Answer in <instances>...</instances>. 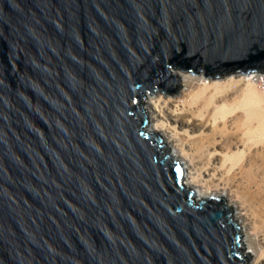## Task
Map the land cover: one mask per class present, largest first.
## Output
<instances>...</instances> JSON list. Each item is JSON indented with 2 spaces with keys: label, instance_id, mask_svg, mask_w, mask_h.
I'll list each match as a JSON object with an SVG mask.
<instances>
[{
  "label": "water",
  "instance_id": "1",
  "mask_svg": "<svg viewBox=\"0 0 264 264\" xmlns=\"http://www.w3.org/2000/svg\"><path fill=\"white\" fill-rule=\"evenodd\" d=\"M174 69L264 77V0H0V264H247L142 101Z\"/></svg>",
  "mask_w": 264,
  "mask_h": 264
},
{
  "label": "bare ground",
  "instance_id": "2",
  "mask_svg": "<svg viewBox=\"0 0 264 264\" xmlns=\"http://www.w3.org/2000/svg\"><path fill=\"white\" fill-rule=\"evenodd\" d=\"M234 75L241 76L239 73L227 74L224 75L227 79L221 82H200L196 90L188 91L178 100L156 99L151 112L160 116L158 127L170 130L179 143L181 157L187 159L191 167V183L205 188L202 193L207 196L221 195L219 191L227 190L228 195L235 198L234 202L238 205L234 207L233 217L246 228V242L256 254L252 264H264V99L248 86L251 74L242 78L246 80L244 85L239 84L241 80L234 79ZM236 85L238 87L234 89ZM239 90L240 93L234 95ZM254 102H258L259 106L255 108ZM237 106L243 109L238 123L235 121L236 127L240 125L241 130L236 129L237 134H226L222 132L223 127L218 120L226 119L228 115L227 121L234 119L231 113ZM173 123H183L187 127L180 133ZM234 135H239L235 142ZM221 141L236 145L239 142L242 147L223 153L218 160ZM184 183L189 185L187 179ZM226 204L233 206L234 203L227 199Z\"/></svg>",
  "mask_w": 264,
  "mask_h": 264
},
{
  "label": "rangeland",
  "instance_id": "3",
  "mask_svg": "<svg viewBox=\"0 0 264 264\" xmlns=\"http://www.w3.org/2000/svg\"><path fill=\"white\" fill-rule=\"evenodd\" d=\"M174 70H175V72H178L180 79H181V84H182L178 90L177 95L176 94H174L173 96L167 95V94H165V92H163L161 89L158 88V89L154 90L153 93H150L149 91H147L146 94L143 96L142 101L144 103L143 104L144 108L147 111V114L149 117L147 127L154 130V131L160 132L163 136L164 143L169 147V151L171 152V155L173 157H176V158H178V156L180 157L178 159L182 161L183 169H184L183 170L184 171L183 178H185V179L183 182H186V179H187V181L189 182V185L186 183L187 184L186 186L193 190L194 198L197 201V200L202 199L199 196H202L203 198L210 197V196H207L204 193H202V191H205L204 190L205 188L199 187V186L191 183L190 172H192V171L190 170L191 167L189 165L188 160L183 159L181 157V151H180V147L178 145L179 143H177V141L174 139L173 133L171 134L169 132L170 130L168 131V129L161 130L158 127V119L160 116H157V114H155V112L154 113L151 112V107H153V101L156 99L171 98L172 100H174V99L178 100L188 91L196 90L197 89L196 87H198V83H200V82H208V81H220L221 82V81H224V79L226 80L227 77L224 76V77L218 78V79H211L208 76H207V78H205L201 72L199 74H196V73H192V72H188V71H183L181 69H174ZM239 74H241V76L240 75H234L233 78L234 79H240L241 81L239 84H241V85H244V83H246V80H243L242 78L245 76H249V74H251V76H249V78H251L252 80H248V82H247L248 86H250L259 97L264 99V82L260 79V74L259 73H249V74L239 73ZM263 79H264V77H263ZM241 82H243V83H241ZM236 87H238V85H236L234 87V89ZM234 89H229V91H233ZM205 93H207V91ZM239 93H240V90L235 92L234 95H237ZM198 101L199 102L202 101V97L198 98ZM198 101H197V103H198ZM217 103H219V102L217 101ZM254 104H256V105H253L255 108L259 106L258 102H254ZM210 107H212V105H210ZM237 107L239 109L236 107L235 108L233 107L234 111L231 113L232 116H235V118L232 119L233 122H232V120L227 121V119L230 117V115H228L226 117V119H221V120L219 119L218 120L219 125L223 127L222 132H225L226 134H237L238 130H241L240 125L238 127H236L235 121H237V120L239 121V115L243 109L240 108L239 106H237ZM261 107H263V106H261ZM237 115H238V117H236ZM238 121L236 123H238ZM223 123H225V126L223 125ZM173 125L177 126V131H179L180 133H183L187 127L183 123H177V124L173 123ZM236 129H238V130H236ZM198 132L199 131L197 130L196 133H198ZM237 138H239V135H237V136L234 135V139L233 138L232 139L235 142V140H237ZM238 143L239 142H237V145H236V143L234 144L233 142H230L228 144L227 142L221 141L220 145H218V149L221 153V154H217L218 160H220V158L222 157V154L225 152H230V151L232 152V151H237L238 149H241L242 145L238 144ZM236 165H238V163H236ZM199 191H201V192H199ZM219 192L221 193L222 197L225 198L226 202H227V199H230L232 201V203H234L232 207H233V211H235V208L238 205L237 202H234L235 198L231 195H228L227 190L226 191H219ZM228 206H230V205H228ZM232 217H233V212H232ZM233 221H235L234 217H233ZM236 222H237V225H239V227H241V232L239 230V233L242 235L241 243L244 246V250L242 251L241 254L242 255H245L246 253L250 254L251 258L247 264H252L255 260L256 254L254 252H252V248L246 242V236H245L246 235V233H245L246 228L242 227L239 221L236 220Z\"/></svg>",
  "mask_w": 264,
  "mask_h": 264
},
{
  "label": "built area",
  "instance_id": "4",
  "mask_svg": "<svg viewBox=\"0 0 264 264\" xmlns=\"http://www.w3.org/2000/svg\"><path fill=\"white\" fill-rule=\"evenodd\" d=\"M260 79L264 82L263 75L260 74Z\"/></svg>",
  "mask_w": 264,
  "mask_h": 264
}]
</instances>
